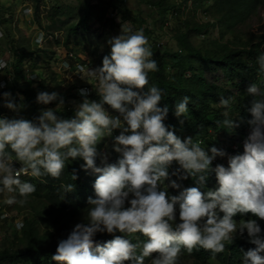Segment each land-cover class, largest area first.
I'll return each mask as SVG.
<instances>
[{
    "label": "clouds",
    "instance_id": "9594fccd",
    "mask_svg": "<svg viewBox=\"0 0 264 264\" xmlns=\"http://www.w3.org/2000/svg\"><path fill=\"white\" fill-rule=\"evenodd\" d=\"M107 44L110 52L102 66H78L79 79L92 85L99 99H89L90 90L80 88L83 99L73 101L71 118L58 115L65 107L58 91L37 92L38 104L56 102V107L41 108L32 119L20 115L26 107L22 94L2 93L3 106L16 114L0 116V193L17 194L5 203H26L37 190L35 183L21 177L41 183L49 176L59 179L69 163L82 160L81 168L96 177L95 196L87 200L83 221L59 240L52 260L146 264L147 259L148 264H177L182 250L191 253L202 248L215 257L247 233L248 243L255 247L242 250V264H264V228L259 222L264 220V81L252 82L246 89L252 97L246 106L249 119L239 111L233 115L236 96L221 95L215 102L222 117L218 126L234 131L246 123L250 129L243 152L230 154L214 144L208 147L197 137H181L166 123L170 107L161 103L165 90L149 82L158 62L143 29L134 31L128 22H121L119 35ZM255 64L258 74H264V52ZM63 68L70 65L65 62ZM190 103L187 95L176 101L174 115L187 118ZM106 139L118 154L114 162L99 149ZM217 158H227V166L213 167ZM174 162L176 167L170 171ZM212 174L217 186L206 189ZM189 177L196 186H183ZM77 178L71 175V181ZM74 189L71 182L61 183L60 199ZM169 189L178 194H170ZM249 213L259 219H244ZM23 227L18 220L15 228ZM135 233L146 239L133 243L129 236ZM98 234L112 239L101 242Z\"/></svg>",
    "mask_w": 264,
    "mask_h": 264
},
{
    "label": "trees",
    "instance_id": "16d2710c",
    "mask_svg": "<svg viewBox=\"0 0 264 264\" xmlns=\"http://www.w3.org/2000/svg\"><path fill=\"white\" fill-rule=\"evenodd\" d=\"M26 1L34 4L35 17L42 26L41 6L44 0ZM75 1L77 2L76 7L53 6L47 12V20L52 29H57L59 32L66 30L65 46L71 43L73 37H78L82 33L88 34L93 21L115 29L118 27L116 17H124L133 24L136 30L143 29L148 38L153 58L158 62V71L149 74V82L165 90L161 103L162 105L166 103L170 107L166 123L175 127L177 135L197 137L208 147L214 144L224 148L228 153H231V147L234 144L246 137L250 130L246 123L241 124L234 131H228L218 126L217 121L222 119L221 110L214 105L219 101L221 95H234L237 97L238 104L233 109V115L235 116L239 111L245 120L250 118L246 106H250L252 97L246 95V89L252 82L264 81V74H258L255 64L257 55L264 52V32L261 34L252 32L254 27L252 21L264 13V0H174V3H171L170 0L147 1L148 6L145 11L153 15L160 26L166 25L173 18L179 22L174 28L175 35L173 36L178 49L164 52L162 51L163 47H158L160 41L150 37L151 30L143 14L131 15L129 8L122 3L113 5L106 0H96L97 3L92 0ZM110 11L111 16H108ZM190 11L202 12L203 16L209 17L210 22L200 25L182 20L183 16ZM210 27L219 28L220 37L197 43L196 37L201 35L206 37ZM50 35L55 36L54 32L52 34L47 32L46 36ZM12 50H14L15 56L18 55L17 63L13 66L8 63L5 68L11 78L8 79L10 83L3 92L10 91L14 96L20 93L25 97L26 107L20 115L32 119L39 114L41 108H55L56 102L46 106L36 102L38 91L49 90L34 79H27L23 68L26 60L34 59L35 51H21L17 48H12ZM60 94L65 99V107L58 115L63 118H71L74 116L73 101L82 102L83 98L78 93L71 91H63ZM186 95L191 97L188 117L177 118L174 115L175 103ZM91 98L99 99L93 94L89 96V99ZM3 104L1 94L0 116L14 117L16 114L5 108ZM182 119L184 120L183 124L180 122ZM117 156V153L112 152L109 162H114ZM223 159L224 165L227 166V158ZM83 163L82 160L72 161L66 166L59 179L45 177L44 183L28 176L21 177L24 180H31L37 186V190L28 198L44 201L57 213L70 212L75 218L81 216L88 207V198L95 196L93 184L96 178L90 171L81 168ZM218 163L213 164V167ZM175 167L174 162L170 171ZM72 174H76L78 177L74 181H71ZM69 182L75 185V189L68 193L64 200H61L58 192L59 186L61 183ZM182 184L184 187L196 186L191 177L182 181ZM216 186L215 175L212 174L206 181V189H214ZM169 192L172 195L178 194L175 189H169ZM3 201L0 193V218L13 209L21 208L19 203L8 205ZM41 216L37 211L22 220L24 227L18 230L19 235L16 236L15 243L9 248L0 250V264H59L51 259L58 246L50 244L53 235L50 232L44 234L40 232L39 218ZM243 218L259 219L251 213ZM4 219L8 220V216ZM236 219L239 221L241 217L238 215ZM259 222L264 228V220ZM96 239L103 242L112 239V236L98 234ZM129 239L136 243L138 240L146 238L140 233H135L129 236ZM252 247L255 246L248 243L247 233H245L244 237H238L232 244L226 245L225 251L215 257L210 251L202 248H194L191 253L182 250L179 256L192 260V264H242V250L246 251ZM146 264H148L147 259Z\"/></svg>",
    "mask_w": 264,
    "mask_h": 264
},
{
    "label": "rangeland",
    "instance_id": "374dc122",
    "mask_svg": "<svg viewBox=\"0 0 264 264\" xmlns=\"http://www.w3.org/2000/svg\"><path fill=\"white\" fill-rule=\"evenodd\" d=\"M147 1L153 0H106V2H111L113 5L125 4L129 8L131 15L143 14L151 30L150 37L153 40L162 42L164 45L162 51L177 50L178 46L173 36L175 35L174 28L179 22L173 18L167 24L165 23L166 25L160 26V23L153 18V15L145 11L148 6ZM92 2L97 3L96 0H92ZM170 2L174 3L175 1L170 0ZM53 6L76 7L77 2L75 0L42 1V27L35 17V9L32 2L26 0H0V62L9 63L11 66L16 65L18 55L15 56L12 48L28 52L35 51L34 59H28L23 64L27 76L29 74L33 75V79L49 91L78 93L80 88L87 87L90 90V96L92 94L96 95L95 91L92 90V85L79 79L78 66H102L103 57L110 52V46L107 41L112 36L119 35L121 22H128L129 27L134 31L136 28L122 16L116 17L118 27L115 29L93 21L91 23V31L88 34L82 33L78 37H73L71 43L65 46L66 30L59 32L57 29H52L50 27L51 24L47 20V12ZM110 14L111 11L108 16H111ZM182 20H188L192 24L199 23L200 25H206V23L210 22L209 17L203 16L202 12L195 13L192 11L185 14ZM252 22H254L252 32L256 34L264 32V13L261 16H257V18L255 17ZM47 32L49 34L54 32L55 36L50 35L47 37ZM220 35L219 28L210 27L209 34L206 37L203 35L196 37V42L202 43L207 40L217 39ZM41 36L42 39L40 38ZM65 62L70 65V69L63 68ZM9 78H11L9 72L5 71V69L2 70L0 67V83H8ZM5 88H0V96ZM75 102L81 101L77 100ZM115 134H119V130ZM99 148H101V151H107L110 154L109 160H111L112 152H114L111 149V140L106 139L99 145ZM1 195L5 203L6 198L17 194L3 192ZM19 206L21 208L13 209L0 218V250L9 248L15 243L16 236L19 235L18 230L15 228L16 222L18 220L22 221L37 211L42 215L39 218L41 234L50 232L53 235L50 240L51 245H58L60 239L67 238L75 224L82 222L84 218V213L75 218L72 217L70 212L57 213L44 201H35L30 198L27 199L26 203H19ZM6 216H8V220L4 219ZM177 264H192V260L178 256Z\"/></svg>",
    "mask_w": 264,
    "mask_h": 264
},
{
    "label": "built area",
    "instance_id": "2783aa9c",
    "mask_svg": "<svg viewBox=\"0 0 264 264\" xmlns=\"http://www.w3.org/2000/svg\"><path fill=\"white\" fill-rule=\"evenodd\" d=\"M164 45L162 44V42H160V44H158V47H163ZM8 63H3V66L1 67V69H5L6 66H7ZM10 83V82H8ZM7 82H3V84L6 85V87L9 85ZM87 88V87H85ZM89 89V88H88ZM250 131V130H249ZM249 131L247 133V135L249 134ZM246 135V136H247ZM245 139V138H244ZM244 139H242L239 143L237 144H234L232 147H231V153L230 154H236V153H239V152H243V141ZM216 162H219V164H224V159H221V158H217L216 161L213 162V164H215Z\"/></svg>",
    "mask_w": 264,
    "mask_h": 264
}]
</instances>
